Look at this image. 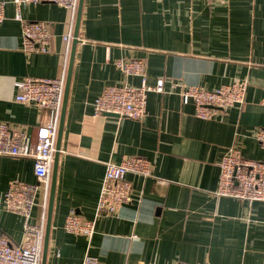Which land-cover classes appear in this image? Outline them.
I'll return each instance as SVG.
<instances>
[{"label":"crops","instance_id":"crops-1","mask_svg":"<svg viewBox=\"0 0 264 264\" xmlns=\"http://www.w3.org/2000/svg\"><path fill=\"white\" fill-rule=\"evenodd\" d=\"M4 1L0 123L24 129L34 142L49 112L16 101L14 83L59 77L67 65L42 264H85L87 258L92 264H264V202L215 193L229 147L264 160L254 137L264 128V0H82L72 58L76 17L70 29L67 8ZM19 17L49 23L45 51L22 48ZM69 32L68 46L63 36ZM117 59L143 60L144 76L123 73ZM158 78L163 89L147 92L142 119L95 114L93 101L106 86H139L142 80L153 86ZM237 80L246 82L243 102L209 118L181 101L188 86L214 89ZM131 155L146 158L150 174L127 173L132 201L96 215L105 162ZM53 165L54 156L47 197L38 184L26 218L5 208V194L17 181L37 183L33 161L0 155V236L20 243L25 224H41L44 217L45 233ZM70 211L94 220L91 236L65 230Z\"/></svg>","mask_w":264,"mask_h":264},{"label":"built area","instance_id":"built-area-1","mask_svg":"<svg viewBox=\"0 0 264 264\" xmlns=\"http://www.w3.org/2000/svg\"><path fill=\"white\" fill-rule=\"evenodd\" d=\"M78 1L11 0L16 7L29 3H54L65 7L70 11V29L73 28ZM4 7L5 1L0 0V22L5 19ZM20 20L22 48L27 51H45L51 36L49 23L22 18ZM63 38L69 46L72 39L71 32ZM115 63L117 68L127 75L144 76L145 64L141 59H117ZM66 68L65 63L64 72L59 77H23L14 83L16 101L33 104L49 112L48 120L37 127L34 142H31L24 129L0 123V155L26 157L33 161L37 183L17 181L5 194V208L26 218L30 216L34 205L38 184L45 189L47 197L55 140L62 111ZM163 83V78H158L153 86L147 85L143 80L139 86L128 83L106 86L93 101L94 112L98 115L114 114L140 120L146 114L147 92L162 91ZM245 87L246 82L240 80L214 89L188 86L181 91L180 96L183 103L191 101L194 104L198 117L209 118L218 111H224L234 104H241ZM254 137L264 148V128H258ZM219 169L218 185L215 191L217 195L234 197L249 203L264 202V160L244 157L238 147L231 146L221 158ZM150 170L149 161L139 155L105 162L96 215L112 214L122 205L132 201V184L126 178L127 173L146 177L150 174ZM44 223L45 217L38 225L27 222L20 243H11L7 237L0 236V264H42ZM64 228L67 232L91 236L94 231V220L83 219L79 214L70 211L65 217ZM90 262L93 261L88 258L85 260V264H92Z\"/></svg>","mask_w":264,"mask_h":264},{"label":"water","instance_id":"water-1","mask_svg":"<svg viewBox=\"0 0 264 264\" xmlns=\"http://www.w3.org/2000/svg\"><path fill=\"white\" fill-rule=\"evenodd\" d=\"M81 6H82V0L78 1V8H77V13H76V22H75V27H74V38L72 41L73 48L71 52V58L73 55V49L78 41L77 39V31H78V22H79V17H80V11H81ZM72 60V59H71ZM69 71H71V61L69 64ZM68 80V79H67ZM67 84L64 90L63 94V103H62V111H61V117H60V122H59V127L57 131V141L55 145V153H54V165H53V172H52V181H51V187L49 190V198H48V205H47V219H46V224H45V233H44V242H43V256H42V262H44L45 259V251H46V246H47V241H48V234H49V228H50V220H51V212H52V202H53V196H54V179H55V164H56V158L59 150V140L61 136V130H62V120H63V112H64V106H65V101H66V93H67Z\"/></svg>","mask_w":264,"mask_h":264}]
</instances>
